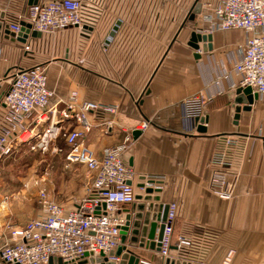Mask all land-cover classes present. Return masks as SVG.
I'll list each match as a JSON object with an SVG mask.
<instances>
[{"label":"crops","instance_id":"1","mask_svg":"<svg viewBox=\"0 0 264 264\" xmlns=\"http://www.w3.org/2000/svg\"><path fill=\"white\" fill-rule=\"evenodd\" d=\"M27 1L0 0L4 20L24 15ZM194 1L90 0L94 25L87 37H80L77 28L29 35L24 43L1 37L0 91L6 89L4 77L10 71L43 65L53 92L48 109L55 114L66 107L72 92L78 103L116 105L114 113H87L91 128L85 143L100 155L130 135L124 157L137 175L135 193L143 192L136 186L141 176L160 177L161 191L153 194L175 204L167 257L189 264H264V97L258 96L233 124L240 86L232 68L245 34L239 29L209 31L211 50H199L195 58L188 45L190 34L204 27L202 15L219 0H199L201 12L181 27ZM197 92L205 99L204 131L185 115L183 100ZM3 113L0 99V116ZM74 126L68 120L63 129ZM134 130L141 131L136 138ZM223 135L237 139L227 148L230 165L224 167L211 164L213 153L223 146ZM216 169L226 173L232 186L229 199L209 189ZM0 211L3 222L13 226L24 225L38 212L7 194L0 195ZM0 230L4 243L9 234ZM138 254L154 264L166 258L148 248L138 249Z\"/></svg>","mask_w":264,"mask_h":264},{"label":"built area","instance_id":"2","mask_svg":"<svg viewBox=\"0 0 264 264\" xmlns=\"http://www.w3.org/2000/svg\"><path fill=\"white\" fill-rule=\"evenodd\" d=\"M93 18L90 0H38L28 5L26 13L17 20L4 21L14 33L20 31V21H24L30 31L54 33L77 28L80 37H87L94 25ZM202 21L204 27L199 32L230 29L244 32L243 47L232 71L238 76L240 87L249 86L252 92L264 97V0H219L208 7ZM24 49L28 50L29 44L25 43ZM8 74V85L1 97L4 113L0 116V159L21 145L45 151L61 136L66 146L63 153L66 164L83 165L91 179L84 195L71 206L52 200L40 190L37 214L22 226H6L9 239L0 243V264H50V257L69 262L85 252L99 254L113 250L120 243V228L125 223L122 205L135 201L137 175L124 157L131 137L126 135L121 144L108 146L98 155L85 143V136L91 128L87 118L90 110L114 113L117 106L92 101L78 103L76 92H72L66 107L55 114L48 109L53 92L47 84L45 66L18 68ZM183 103L187 117L202 116L205 99L200 92L186 97ZM68 120L76 126L63 129ZM146 124L143 122L141 128ZM25 132L29 135L23 137ZM221 141L223 146L213 153L211 164L224 167L230 165L227 148L235 146L237 139L223 135ZM209 189L222 199L232 196L226 173L218 169L211 173ZM174 217L175 204L169 203L158 251L162 258L169 254ZM138 264L154 262L140 258Z\"/></svg>","mask_w":264,"mask_h":264},{"label":"water","instance_id":"3","mask_svg":"<svg viewBox=\"0 0 264 264\" xmlns=\"http://www.w3.org/2000/svg\"><path fill=\"white\" fill-rule=\"evenodd\" d=\"M38 0H28L27 4H35ZM202 3L195 0L188 17L183 21L181 27L187 20L194 21L196 15L201 12ZM20 31L14 33L10 31L8 24L4 21V13L0 11V39L9 41L26 42L28 35L34 37L41 33L30 31L29 25L24 21H20ZM119 24L115 23L109 36H113ZM199 42L202 43L201 49ZM188 45L194 49V57H199V50L203 52L210 51L212 48V34L210 32L192 31ZM1 88V85H0ZM3 91H0V99ZM258 98V94L252 92L251 87H238L234 97V115L233 124L238 123L240 112L242 110H250L251 104ZM207 120L205 116H195L191 121L199 123L197 130L204 131V125ZM141 133L140 130L132 131L133 137L136 138ZM141 182L137 183L138 188H142V193H135L134 202L129 207L123 209L125 213V223L120 228V243L107 253L94 254L93 252H85L82 257L75 261H63L60 257H50V264H138L140 255L138 249L148 248L151 250H160L161 240L164 233L165 221L167 218L169 203L161 202L159 195L153 192H160V180L146 178L141 176ZM156 184L155 187H152ZM18 264V263H14ZM163 264H189L185 261L166 257Z\"/></svg>","mask_w":264,"mask_h":264},{"label":"rangeland","instance_id":"4","mask_svg":"<svg viewBox=\"0 0 264 264\" xmlns=\"http://www.w3.org/2000/svg\"><path fill=\"white\" fill-rule=\"evenodd\" d=\"M6 77L7 74L4 78ZM10 78L8 74L7 79ZM65 149L63 138L60 136L45 151H35L28 145H21L10 155L2 157L0 195L20 198L34 213L39 209L40 190L52 200L64 205L69 206L79 200L85 193L91 175L83 165L66 164L63 155ZM9 224L8 221L3 222L0 211V229L6 230Z\"/></svg>","mask_w":264,"mask_h":264},{"label":"bare ground","instance_id":"5","mask_svg":"<svg viewBox=\"0 0 264 264\" xmlns=\"http://www.w3.org/2000/svg\"><path fill=\"white\" fill-rule=\"evenodd\" d=\"M44 119V118H43ZM27 135H29V132H25L24 134H23V137H26Z\"/></svg>","mask_w":264,"mask_h":264}]
</instances>
